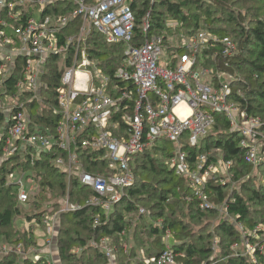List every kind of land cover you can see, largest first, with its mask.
<instances>
[{
    "label": "built area",
    "instance_id": "1",
    "mask_svg": "<svg viewBox=\"0 0 264 264\" xmlns=\"http://www.w3.org/2000/svg\"><path fill=\"white\" fill-rule=\"evenodd\" d=\"M58 1L62 0H0V75L5 78L15 67L21 68L14 87L16 92L26 93L23 100L4 94L13 100L6 109L5 123H0L2 154L24 157L31 149L32 161L41 153H51L52 165L64 172L68 185L75 180L93 192L84 207L98 208L106 217L115 204L128 198L126 191L134 183L133 157L162 140L173 147L167 165L185 179L201 209L211 208L207 183L215 179L224 184L232 179L233 162L221 157L211 160L209 152L199 153L190 161L187 149L199 146L213 131L219 114L240 135L245 160L253 166L264 161L263 120L247 113L232 98L231 76L205 63L210 57L229 59L238 53L231 36H219L208 29L188 34L172 19L166 22L171 33H150V8L142 15V37L137 38V17L131 5H137L136 0H63L73 2L75 9L64 14L45 12ZM154 2L149 0V5ZM76 17L80 18L76 30L65 34ZM93 30L105 43L123 47L122 59L112 73L105 71L100 59L90 52ZM214 47L217 50L209 53ZM164 49L170 56L160 64ZM54 56L61 70L52 108L57 119L42 126L32 121L28 104L37 102L46 107L47 99L41 94L47 84L43 76ZM75 79L79 85L73 84ZM18 200H28L22 189ZM81 206L70 200L67 190L60 208L43 217L42 224L50 233L47 245L56 239L59 214ZM220 211L226 212L223 207ZM139 212L145 210L140 208ZM94 222L98 224L100 218ZM239 228L245 252L255 264H264V233L258 237L261 230L257 226L249 232L241 225ZM246 234L260 240L251 242ZM125 235L123 230L121 237ZM170 239L166 230L164 249L156 257H142L140 262L177 264ZM90 243L105 254L107 264H118L119 247L110 238L91 239ZM122 245L124 251L130 246L127 242ZM38 251L34 246L25 249L22 243L3 244L0 259L13 253L19 257L16 264H23L36 255L37 264H56Z\"/></svg>",
    "mask_w": 264,
    "mask_h": 264
},
{
    "label": "trees",
    "instance_id": "2",
    "mask_svg": "<svg viewBox=\"0 0 264 264\" xmlns=\"http://www.w3.org/2000/svg\"><path fill=\"white\" fill-rule=\"evenodd\" d=\"M136 2L137 5L135 2L131 5L137 17V38L142 37V15L150 8V33H162L165 30L171 33L166 22L172 19L178 21L177 28L184 29L188 34L208 29L219 36H231L237 42L238 53L229 59L218 56L213 60L210 57L205 63L232 77V98L240 102L247 113L260 117L264 123V0H155L152 5H149V0ZM75 7L73 2L62 0L51 4L45 12L64 14ZM79 19L76 17L72 29L64 33L74 32ZM91 35L90 52L100 59V65L104 66L105 71L112 73L122 59L123 47L105 43L96 30ZM60 36L63 38L62 34ZM215 50L217 48L214 47L209 53ZM56 60L55 56L49 60V71L43 76L47 84L41 89V94L47 99L48 105L44 107L37 102L28 104L32 121L42 126L52 125L57 119L52 113L61 77ZM20 69L15 67V71L5 78L0 75V96L12 94L20 100L25 98L26 93L16 92L14 87ZM0 123H5L2 112ZM239 139L240 135L231 130L227 120L219 114L213 131L202 139L199 146L188 148L187 153L190 161L197 154L212 150L219 152L222 159L232 160V179L244 175L240 191L233 188L231 191L227 189L229 183L223 184L212 179L207 183L205 191L213 206L201 209L185 179L177 176L167 165L166 159L171 155L173 147L162 140L153 148L133 157L134 183L126 191L128 198L115 204L107 217L98 208L84 207L85 199L93 192L75 180L68 185L64 172L52 165L51 153H41L31 161V149H28L23 157L26 162L18 167L21 173L28 171L29 174L25 176L36 177L38 195H44L30 203L34 211L23 213L18 200L19 185L9 183L6 179L7 172L13 166L8 167L6 163L2 165L0 248L3 244L18 243H22L25 249L39 246L40 242L34 237L33 231L16 227L14 217L21 215L42 224L46 214H52L60 208V201L68 190L70 200L82 206L59 214L55 240L59 264H107L105 254L90 243L91 239L98 240L100 237L110 238L119 247L118 264H133L132 258H138L137 264H142V257H156L164 249L163 236L166 230L171 233V247L177 254L178 264H255L245 252L238 224L249 232L255 230L258 223H264V183L255 185L249 181L251 178L248 174L252 168H264V161L256 166L248 163L243 157ZM217 157L211 155L210 159L216 160ZM87 168L93 170L89 166ZM41 203L46 206L44 210H41ZM219 205L226 212H221ZM47 208L51 210L48 212ZM140 208L146 212L141 214ZM218 212L227 213L229 217L219 216L214 229L210 231L207 220L217 217ZM97 217L100 218L98 224L94 222ZM123 230L126 235L121 237ZM258 233L261 234V231ZM129 235L133 237V244L124 251L122 243L127 242ZM246 236L251 242L260 240L250 234ZM235 243L237 247H234ZM18 260V256L9 253L1 257L0 264H16ZM28 262L33 264L32 259L23 260L22 263Z\"/></svg>",
    "mask_w": 264,
    "mask_h": 264
},
{
    "label": "rangeland",
    "instance_id": "3",
    "mask_svg": "<svg viewBox=\"0 0 264 264\" xmlns=\"http://www.w3.org/2000/svg\"><path fill=\"white\" fill-rule=\"evenodd\" d=\"M169 56H170V52H168L166 49H164L162 57H161V63L160 64L165 63V61L168 59ZM19 64H21V63H19ZM73 84L74 85H79V79H75ZM82 84L86 85V83H84V82H82ZM12 100H13V98L9 97L8 95H5V96L1 95L0 96V107H2L1 109L4 110V113H3L4 115H6V111H7L6 109H8L10 107V105L12 104ZM45 104L48 105L47 103H45ZM36 110H37V112H39L38 109H36ZM39 149L40 148H37L35 153ZM209 153H210V155H213V156H218V157L220 156L219 155L220 153L217 152V151H214V150L209 151ZM5 156H8V157H5ZM24 161H25V159L21 155H17V154L16 155L15 154H13V155L1 154L0 155V168L5 163L7 164L8 167H12L13 166L11 171L7 172V175H6L7 181L9 183H11V182L19 183L20 182L18 184L19 185V189H22L28 195V199L29 200H27L25 202H19V205L21 206V211L23 213H26V212H29V211L30 212L34 211V207L30 203L35 201V199L38 200L44 194L42 193L40 196L38 195V191H39V190L37 191L38 180L36 179V177H32L30 175L28 177L25 176V174L26 175L29 174L28 171H26V170H25V172H26L25 174L21 173V171H20L21 169H20V167H18V165H21V163H23ZM248 174L250 175V178H251V179H249V181H252L255 185H261V184L264 183V168H252ZM243 177H244V175L242 177H238L236 179L235 178H233V179L230 178L228 180V182H227V183H229L228 184L229 187L227 189H230L232 191V188H233L235 191H240L241 190V188H240L241 178H243ZM36 195H38V196H36ZM45 198L48 199V197H46V196H45ZM40 206L42 208L41 210H44L46 208V206L44 204H42V203L40 204ZM219 207H220V205H219ZM49 210H51V209L47 208L46 211L49 212ZM219 216L229 217L226 214H222V213L218 212L217 217L212 218L210 220L208 219L207 221H209V222H207V223L210 224V231L214 229V226L217 223V219L219 218ZM14 222L16 223L15 226L17 225L21 229L32 230L34 237L39 242H42L44 240V238L48 237L49 234H50V233H46L45 225L36 223L34 219H27L26 217H23L21 215H16L14 217ZM203 223H206V221L203 222ZM257 227L260 228L261 233H264V223H258ZM238 228H239V224H238ZM208 229H209V227H208ZM196 231H198V230H196ZM257 235H258V237L261 236L258 232H257ZM132 238L133 237H131V235H129L128 240H126L129 245H131V243L133 244ZM56 254H57V251H56ZM30 259H32L33 264H37L38 258L36 257V255H32L30 257ZM132 261H133V264H137L138 263V258H136V259L132 258ZM28 264H29V262H28Z\"/></svg>",
    "mask_w": 264,
    "mask_h": 264
},
{
    "label": "crops",
    "instance_id": "4",
    "mask_svg": "<svg viewBox=\"0 0 264 264\" xmlns=\"http://www.w3.org/2000/svg\"><path fill=\"white\" fill-rule=\"evenodd\" d=\"M57 237V236H56ZM46 238L42 242H40L39 246H35L36 249L39 251L37 252L39 255L41 254L42 256H49L56 264H59V257H58V252L56 254L57 248L55 244V240H53V243L51 245L46 244ZM171 242V239H170Z\"/></svg>",
    "mask_w": 264,
    "mask_h": 264
}]
</instances>
